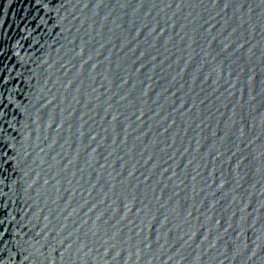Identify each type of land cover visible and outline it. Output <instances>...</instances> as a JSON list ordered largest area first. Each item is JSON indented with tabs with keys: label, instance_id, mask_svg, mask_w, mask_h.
Here are the masks:
<instances>
[{
	"label": "water",
	"instance_id": "water-1",
	"mask_svg": "<svg viewBox=\"0 0 264 264\" xmlns=\"http://www.w3.org/2000/svg\"><path fill=\"white\" fill-rule=\"evenodd\" d=\"M0 264H264V0H0Z\"/></svg>",
	"mask_w": 264,
	"mask_h": 264
}]
</instances>
